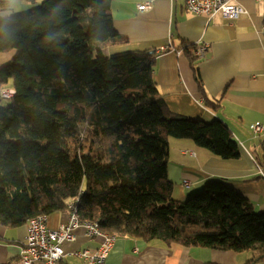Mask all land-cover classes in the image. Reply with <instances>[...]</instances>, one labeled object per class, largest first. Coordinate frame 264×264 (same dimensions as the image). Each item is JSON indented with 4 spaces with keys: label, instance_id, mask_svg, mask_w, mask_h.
Wrapping results in <instances>:
<instances>
[{
    "label": "trees",
    "instance_id": "obj_1",
    "mask_svg": "<svg viewBox=\"0 0 264 264\" xmlns=\"http://www.w3.org/2000/svg\"><path fill=\"white\" fill-rule=\"evenodd\" d=\"M112 1L43 0L0 18V53L13 52L0 86L14 91L0 103V225L65 213L79 197L78 220L117 238L264 261V211L233 188L210 181L185 201L172 199L169 139L222 160L240 150L221 120L169 112L153 80L156 52L104 51L119 39ZM195 81L204 105L219 109Z\"/></svg>",
    "mask_w": 264,
    "mask_h": 264
},
{
    "label": "crops",
    "instance_id": "obj_2",
    "mask_svg": "<svg viewBox=\"0 0 264 264\" xmlns=\"http://www.w3.org/2000/svg\"><path fill=\"white\" fill-rule=\"evenodd\" d=\"M42 1L0 0V18L24 13ZM149 1L150 10L137 11V4ZM237 3L246 15L230 21L218 14H191L185 8V0H113L110 13L119 39L105 44L103 49L109 55L156 52L153 80L169 112L205 123L219 119L238 144L240 157L222 160L189 141L169 139L167 176L173 185L172 199L185 201L206 183L221 181L243 195L255 212H262L264 181L259 178L258 167H264V132L254 135L251 126L256 122L264 124V0ZM199 44L207 45L208 51L201 60L193 58L195 63L191 64L186 52L191 54ZM12 56V51L0 53V66ZM195 75L207 99L219 102V109L204 105ZM0 87L12 89L11 83ZM67 220L68 212L46 217L52 229ZM26 234V225H0V264H18ZM102 242V238H89L83 229H77L74 241L62 245L61 264H83L74 254L96 251ZM250 259L247 252L167 247L155 241L117 238L104 264H247Z\"/></svg>",
    "mask_w": 264,
    "mask_h": 264
},
{
    "label": "built area",
    "instance_id": "obj_3",
    "mask_svg": "<svg viewBox=\"0 0 264 264\" xmlns=\"http://www.w3.org/2000/svg\"><path fill=\"white\" fill-rule=\"evenodd\" d=\"M255 1L259 2L260 0ZM151 7V1L142 2L137 4V11L144 12L150 10ZM185 8L187 12L194 15L212 17L218 14L230 21L243 18L246 15L245 10L237 3V0H185ZM207 51V45L199 44L192 50L191 55L195 60H201ZM13 96L14 91L12 89L0 87V99L10 100ZM251 130L254 135L262 134L264 124L256 122L252 124ZM258 175L264 181V167H258ZM183 184L186 187L189 186L187 181H183ZM78 199L79 197L68 204V220L58 228H50L47 225L46 216H39L27 222V234L20 250L18 264H61L64 258L62 245L64 242H73L75 232L79 228L84 230L87 237H100L103 242L96 251L82 250L74 255L83 264H104L117 237L102 232L94 223L80 222L76 210Z\"/></svg>",
    "mask_w": 264,
    "mask_h": 264
},
{
    "label": "rangeland",
    "instance_id": "obj_4",
    "mask_svg": "<svg viewBox=\"0 0 264 264\" xmlns=\"http://www.w3.org/2000/svg\"><path fill=\"white\" fill-rule=\"evenodd\" d=\"M1 101H0V103L2 104V105H6L7 103H9V101L10 100H5V99H0ZM202 191V190H201ZM200 191V192H201ZM199 192V193H200ZM198 194V193H197ZM247 254H250V256H251V258H252V256H253V253L252 252H247Z\"/></svg>",
    "mask_w": 264,
    "mask_h": 264
}]
</instances>
